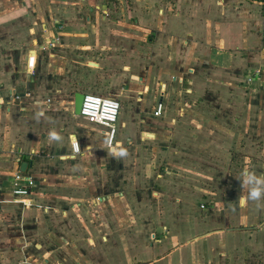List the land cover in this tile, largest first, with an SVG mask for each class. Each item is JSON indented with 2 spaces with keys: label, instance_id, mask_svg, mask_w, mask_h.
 Returning a JSON list of instances; mask_svg holds the SVG:
<instances>
[{
  "label": "crops",
  "instance_id": "1",
  "mask_svg": "<svg viewBox=\"0 0 264 264\" xmlns=\"http://www.w3.org/2000/svg\"><path fill=\"white\" fill-rule=\"evenodd\" d=\"M113 9L118 14L110 16ZM101 12L105 16L96 15ZM263 16V0H0V250L9 248L2 241L9 238L12 245L39 249L32 264H70L69 258L71 264H263L264 244L217 221L216 209L202 220L201 233L191 219L181 228L176 210L173 223L179 225L171 216L159 234L158 209L133 205L149 201V191L129 196L118 176L125 169L106 159L105 133L75 112L56 114L68 100L60 84H48L60 76L67 52L147 58L145 72L132 76L144 91L124 98L152 106L138 110L132 123L121 118V128L130 131L117 142L149 137L153 154L169 152L179 123L216 117L224 105L234 110L244 86L264 89ZM32 53L40 84L26 77ZM252 96L243 97L248 105H255ZM159 103L163 112L155 116ZM240 117L231 120L240 123ZM76 118L87 121L91 132L78 128ZM128 152L144 153L136 144ZM24 162L36 187L19 198L13 181ZM194 230L199 234L188 235ZM36 232L45 239L34 240ZM49 249L56 250L55 262L44 259Z\"/></svg>",
  "mask_w": 264,
  "mask_h": 264
},
{
  "label": "rangeland",
  "instance_id": "2",
  "mask_svg": "<svg viewBox=\"0 0 264 264\" xmlns=\"http://www.w3.org/2000/svg\"><path fill=\"white\" fill-rule=\"evenodd\" d=\"M112 11L109 13L110 16L117 15L119 9ZM96 15L105 16L102 12ZM65 31L70 33L72 30L68 27ZM31 34V37L35 36L34 33ZM29 41L35 48L34 41L28 40L25 43L29 44ZM40 43L41 41H38L37 45ZM114 53L116 56L106 57L102 54L96 56L88 51H74V54L67 52L64 58L66 65L60 64V76L51 77L48 79V84L54 87L60 84L58 90H61L62 97L68 100L56 114L74 113L76 93L92 92L116 98L121 104L118 130L125 131L122 135L118 131L117 142L123 135H129L130 131V127L129 131L121 128V118L132 123L137 117L135 115L138 110L142 107L150 109L152 104L150 101H146L145 105L139 104L136 102L138 99L130 101L133 100L132 97H139L136 94L137 91H144L142 87L137 86L140 82L138 80L134 82L132 76L139 75L138 73L142 70L145 72L148 67L145 63L147 58L136 57V55L127 56L119 51ZM26 77L27 80L34 78L36 84H40L38 70L36 72L35 69L33 74L26 72ZM236 83L240 86L246 84L242 81H236ZM228 88L230 87L224 86L225 91ZM239 92L240 105L234 106V110L224 105L216 117L205 115L203 118H192L190 123L185 121L179 123V133L172 143L175 146L170 147L169 144V152L153 154L148 148L151 141L149 137L145 142L139 139L138 143L132 144L140 145L144 151L138 156L128 152L132 145L127 141L123 144L117 142L115 147L105 149L108 155L107 161L115 162L117 166L120 163V170L125 169V172L118 176L124 178L128 184L129 196L131 192L140 194L145 190L149 191V201L145 203L133 201V205L137 210L139 204L142 210H145V205L147 209H158L161 224L156 229L162 228V233L159 234H165L163 227L168 226L167 222L171 220V216L173 223L176 210L180 214L177 222L180 223L181 228L185 221L191 219L192 226L195 225L201 233L202 220H207L209 210L216 209L220 214L217 221L224 226L226 224L234 226L236 231H247L245 232L248 235L246 240L264 244V89L263 86L256 88L251 86L247 90L244 86ZM249 93L253 95L255 105H248V101L244 99ZM243 99L244 102H242ZM220 107L221 105L218 106ZM222 111L226 115H220ZM248 115L252 116V119L244 120V117L248 118ZM236 116H241L240 123L231 120ZM213 117L216 121L209 119ZM75 120L78 128L91 132L87 121L82 118ZM91 125H94L95 130L101 129L103 133H107L105 127ZM95 130L92 133H95ZM105 138L107 140L106 135ZM97 143L105 146L102 139H98ZM124 151L126 152L122 153V156L121 152ZM118 171L116 169V172ZM163 217L167 218L166 221ZM177 222L173 223L174 227L179 225ZM260 230H263L261 235L258 233ZM197 234L199 233L196 230L188 233L191 236ZM35 235L36 241L45 239L40 232H36ZM2 241H4L3 244L7 243L9 248L0 250V263L32 264L33 260L40 259L39 249L35 246L32 249L26 248L23 242L12 245L9 238H3ZM55 252V249H49L44 259L55 262ZM30 253L34 256H30ZM262 253L264 255V252ZM241 255L244 256L245 253ZM30 258H32L31 261ZM69 262L71 264L70 258Z\"/></svg>",
  "mask_w": 264,
  "mask_h": 264
},
{
  "label": "built area",
  "instance_id": "3",
  "mask_svg": "<svg viewBox=\"0 0 264 264\" xmlns=\"http://www.w3.org/2000/svg\"><path fill=\"white\" fill-rule=\"evenodd\" d=\"M264 19V16H263ZM37 56L33 53L28 58V69L30 73L35 71ZM15 101L21 99L20 94H12ZM121 111V104L114 98L104 97L96 94H84L80 117L90 123L103 126L107 129V146L113 148L116 146L117 123ZM163 112V104L159 103L155 116H160ZM73 150L80 151L78 142L72 143ZM36 187V182L32 176L27 173L17 172L13 181V194L15 197L23 198L31 194V190Z\"/></svg>",
  "mask_w": 264,
  "mask_h": 264
},
{
  "label": "water",
  "instance_id": "4",
  "mask_svg": "<svg viewBox=\"0 0 264 264\" xmlns=\"http://www.w3.org/2000/svg\"><path fill=\"white\" fill-rule=\"evenodd\" d=\"M83 99H84V94L83 93H76L75 94L74 112H75V115H77V116H80ZM28 167H29V163L24 162L22 167H21V171L23 173H26Z\"/></svg>",
  "mask_w": 264,
  "mask_h": 264
}]
</instances>
